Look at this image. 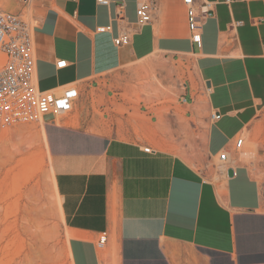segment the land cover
Instances as JSON below:
<instances>
[{"label": "crops", "instance_id": "0c3cea01", "mask_svg": "<svg viewBox=\"0 0 264 264\" xmlns=\"http://www.w3.org/2000/svg\"><path fill=\"white\" fill-rule=\"evenodd\" d=\"M6 1L37 20L38 88H81L74 109L46 115L44 125L71 264H264V0L215 4L201 47L183 0H160L154 21L124 46L114 38L137 19L140 0ZM234 20L244 23L230 30ZM100 24L113 30L96 32ZM156 52L179 70L187 101L179 96L162 117L152 108L164 103L141 102L151 117L143 121L128 97V68ZM240 134L233 177H216L175 148L209 165ZM103 231L109 242L100 249Z\"/></svg>", "mask_w": 264, "mask_h": 264}, {"label": "rangeland", "instance_id": "374dc122", "mask_svg": "<svg viewBox=\"0 0 264 264\" xmlns=\"http://www.w3.org/2000/svg\"><path fill=\"white\" fill-rule=\"evenodd\" d=\"M3 1L6 2H0ZM0 6L7 7L8 4ZM24 15L29 17L28 13ZM191 65H188V69ZM128 69L133 88L128 97L137 105L135 115L143 121L151 120L150 116L139 111L141 102L150 107L164 103L152 110L160 117L169 113L172 108L170 103H176L183 91L179 84L184 79L174 63L164 53L156 52ZM68 113L56 115L62 118ZM45 122V116H36L21 124L0 126L1 229L6 232L3 245L8 244L7 251L19 264H71L67 248L69 234L65 229L60 198L56 193L55 170L48 140L45 138ZM151 124L153 127L148 125V128L154 132V123ZM142 125H138L137 130H141ZM147 139L156 142V138ZM184 139L188 142V138ZM175 148L189 163L205 169V161L192 157L193 154L187 149L180 146ZM244 150L245 144L240 151ZM242 159L248 161L250 158L242 156ZM208 171L218 177L217 173L224 171V165L215 158L209 162ZM43 232H49L48 237L44 238Z\"/></svg>", "mask_w": 264, "mask_h": 264}, {"label": "built area", "instance_id": "2783aa9c", "mask_svg": "<svg viewBox=\"0 0 264 264\" xmlns=\"http://www.w3.org/2000/svg\"><path fill=\"white\" fill-rule=\"evenodd\" d=\"M30 4L35 0H18ZM50 1V0H41ZM160 0H140L136 13L137 19L128 22L123 14L124 3L118 6V16L127 21L129 28H123L115 36L117 46L131 44L132 34L139 32L144 26L151 24L157 16ZM187 7L188 25L191 32V40L201 47L203 42V26L217 3L231 5L237 0H183ZM99 4L110 5L111 0H97ZM37 20L25 17L14 10L0 6V126H13L34 119L36 116L44 117L48 114H63L74 109L77 100L81 96V88L76 84H70L61 90H41L37 85V54L34 40V28ZM242 20H234L229 29L236 30L242 25ZM112 24H100L95 28L96 32H111ZM67 65V60H59L58 67ZM179 87L184 92L187 83L183 81ZM180 100L187 101L186 95L180 93ZM220 112H213L212 119H220ZM245 137L237 136L233 143L222 148L217 160L224 165V172L228 175V169L235 163L238 151L243 147ZM145 151H154L151 145L145 147ZM234 153H236L234 155ZM209 169V165H205ZM204 169V170H205ZM109 242L108 231L100 233L97 246L105 249Z\"/></svg>", "mask_w": 264, "mask_h": 264}, {"label": "bare ground", "instance_id": "6f19581e", "mask_svg": "<svg viewBox=\"0 0 264 264\" xmlns=\"http://www.w3.org/2000/svg\"><path fill=\"white\" fill-rule=\"evenodd\" d=\"M4 3L0 2V5L3 4L5 5L7 3V1H3ZM203 99V98H202ZM46 138V137H45ZM53 168V167H52ZM54 182H55V187H56V193H57V196L60 198V193L57 189V184H56V177H55V172H54ZM2 206V205H1ZM3 209V208H2ZM60 210L62 212V216L64 218V213H63V208H62V202H61V199H60ZM1 208H0V264H19V263H16L14 258L10 255V253L7 251V248H8V244L7 245H3V241L4 239L6 238L5 235H6V232H2L3 230L1 229V225H2V216H1ZM47 233L49 232H43L42 233V236L45 237H48L47 236ZM11 235V234H10ZM14 239V238H13ZM5 253V255H3ZM43 254V253H42ZM45 254L48 255V252L46 251ZM16 258V257H15ZM35 261V260H34ZM21 263V262H20ZM33 264V263H31Z\"/></svg>", "mask_w": 264, "mask_h": 264}, {"label": "water", "instance_id": "95a60500", "mask_svg": "<svg viewBox=\"0 0 264 264\" xmlns=\"http://www.w3.org/2000/svg\"><path fill=\"white\" fill-rule=\"evenodd\" d=\"M208 85H210V82H208ZM228 174H229L230 177H233L234 174H235L234 169H233V168H229V169H228Z\"/></svg>", "mask_w": 264, "mask_h": 264}]
</instances>
